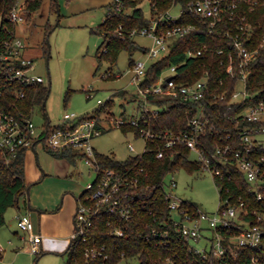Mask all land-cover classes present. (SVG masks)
<instances>
[{
	"label": "trees",
	"instance_id": "1",
	"mask_svg": "<svg viewBox=\"0 0 264 264\" xmlns=\"http://www.w3.org/2000/svg\"><path fill=\"white\" fill-rule=\"evenodd\" d=\"M43 0H26L23 10L26 14L35 12ZM143 0H120V11L115 10V2L111 0L105 5L106 14L104 19L96 26L91 27V32L99 34L102 41L98 46L95 57L96 69L102 61L115 62L121 50L125 49L132 53L143 49L135 40L134 36L128 34L129 30L140 29L149 26L153 19H157L162 13L172 6L179 4L183 10L174 24L188 25L193 28L183 36L177 37L169 44V51L160 59L149 64L142 85L154 81L165 67L178 64L184 60L188 49L194 51L202 49L200 55L191 57L183 64L178 65V76L176 79L191 83L208 73L210 88L217 94L227 90L226 99L233 88L235 79L226 72L227 55L233 51L231 39L224 35L225 29L236 30V23L240 16L247 15V20L260 21L264 24V0H235L237 2L236 15L233 19L224 17L215 30L210 31L207 19L192 12L189 3L193 0H148L150 4V16L144 15L141 7ZM18 0H0V51L4 42L12 35L16 24L9 18V12ZM50 11H59L58 0H49ZM252 6V10H248ZM59 25V22L57 23ZM56 25V26H57ZM121 26V29L118 27ZM160 26V25H159ZM53 26L47 24L46 33ZM205 48L203 49V47ZM221 50V51H220ZM47 52V50H46ZM238 61L235 55V64ZM134 60L131 59L129 66L132 67ZM109 68L103 77H116ZM223 81V83H221ZM24 90L25 96L18 98L14 90ZM247 89L252 94H264V47L260 48L257 57L251 62L250 72L247 77ZM119 92V91H118ZM49 93V86L44 83L26 86L18 82L12 84L0 77V105L13 112H17L16 106L29 110L34 105L43 104ZM117 93V92H116ZM69 96L66 92L64 104ZM149 100L160 106L157 113L150 121V127L155 131L169 130L174 133L188 131V119L203 105L204 101L183 100L181 98H167L158 95H149ZM111 102L107 100L104 105H98L91 112L98 116L105 113ZM207 113L210 115V123L213 130L206 132L200 139V146L205 151H214L217 146L226 144L240 145L238 131L241 127L249 125L248 121H240L231 118L238 110L233 105L228 109L225 102L213 99L212 104H206ZM110 114L108 111H106ZM105 113V114H107ZM124 131L135 130L132 126L121 127ZM230 135L229 137H227ZM161 141L148 143V149L142 154L130 155L124 160H119L114 154L97 153L96 157L101 166L119 167L133 165L135 168L143 167L144 172L140 174L141 187L136 189L134 202L135 212L130 219H124L117 212L101 209L94 216L92 226L86 233V239H72L63 251L66 254L65 264H118L122 259L136 258L139 264H264V176L262 181L250 184L244 173L238 168L234 157L229 156L226 164L222 167L224 178L213 175L218 186L219 196L222 194L229 199V204L239 209H245L240 217L250 225H258L262 229L260 241L255 245H239L228 238L237 231L236 226L231 227L230 233L226 234L224 240L226 247L224 255L210 262H203L199 254L188 249V246L178 236H172L171 241L159 243L156 237L150 233V229L166 228L174 233L172 228L171 210L168 207V196L164 193L162 185L165 175L179 167L192 171L203 169V162L193 160L191 151L184 142H177L168 150L164 157H157L156 151ZM42 146L55 157L64 158L69 163L75 164L80 158L75 149L65 147L51 149L45 144ZM26 148L17 149L16 153L9 157L0 152V227L5 224V212L9 207L21 210V204L30 208L28 190L30 184L24 177V159ZM260 154H264V147L258 146ZM229 172H226V171ZM229 175V178H228ZM222 185V187H219ZM251 186V188H250ZM258 194L261 197H258ZM21 198L24 201L21 202ZM182 206L191 210L198 207L189 200H182ZM115 229H121L122 235H116ZM105 247L106 258L87 259L85 249L87 247ZM41 252H38V254Z\"/></svg>",
	"mask_w": 264,
	"mask_h": 264
},
{
	"label": "built area",
	"instance_id": "2",
	"mask_svg": "<svg viewBox=\"0 0 264 264\" xmlns=\"http://www.w3.org/2000/svg\"><path fill=\"white\" fill-rule=\"evenodd\" d=\"M114 2L115 10L120 11V0H114ZM172 7L157 19H153L149 26L128 31V34L132 36L142 34L152 38V44L146 51L147 58L159 56L168 49L172 40L183 36L193 28L192 24H174L183 10L181 8L179 14L173 15L171 13ZM236 8L237 2L235 0H193L189 3V9L192 12L207 19L210 31L215 30L224 17L233 19L236 15ZM252 9L253 7L250 6L248 10ZM25 16L23 5L18 3L9 12V18L15 24L23 23ZM118 29H121V26ZM224 35L231 39L234 51V53L230 52L227 55L226 72L235 79L228 100H225L227 90L217 94L210 88L208 73L191 83H184L176 79L178 65L203 52L202 49L196 51L188 49L184 60L167 67L170 71L168 76L162 77L163 69L154 81L145 85H142V81L148 67L146 60H134L131 67L134 74L130 82L136 85L140 105L138 113L129 118L123 115L115 117L108 113L98 116L94 113L78 114L64 110L57 123L52 124L46 120L41 125H37L33 119L34 107L25 110L16 106L17 112H13L0 105V152L6 156L7 160L16 153L17 149L24 147L28 150L37 143L45 144L51 149L69 147L75 149L80 155V159L95 172L94 180L87 183L83 192L77 197L69 241L77 238L85 240L94 216L103 208L117 212L124 219L132 218L136 210L134 191L142 186L140 174L144 172V169L143 167L135 168L133 165L104 167L99 164L92 139L102 133L103 121H107L108 125L112 127H134L136 135L142 137L145 142L143 151L137 153L139 155L148 149V143L161 141L162 144L158 145L156 155L157 157H164L177 142H184L191 151V158L203 162L204 168L209 169L212 175H217L221 179L224 178L225 174L221 166H224L228 157L232 156L252 186L262 181L264 154H260L257 147H264V94L259 96L250 93L247 89V77L251 62L257 57L260 48L264 47V24L262 25L260 21L247 20L244 11L236 23V30L225 29ZM25 50L26 43L14 30L0 51V77L10 84L18 82L31 86L44 83V78L32 71L33 60L25 54ZM235 55L238 59L236 64ZM110 73L112 71H109L108 75ZM115 76L117 77L118 74ZM238 83L242 84L241 91L236 90ZM85 91L87 98L95 95L93 88H85ZM14 92L18 98L25 96L23 89L14 90ZM150 94L170 99L204 101L205 103L199 106L188 119L187 132L174 133L169 130L158 132L150 127V121L158 109L160 110V106L149 100ZM213 99L225 102L228 109H231L233 105L238 106L237 112L230 117L237 119V121L250 123L238 131L240 145L217 146L214 151L210 152L205 151L200 146V139L206 132L214 128L213 124L210 123V115L206 109V104L211 105ZM106 101L100 98L96 100L98 105H104ZM129 149L135 150L132 143H129ZM171 184L175 186L176 182L172 181ZM162 189L168 196V207L172 213L174 233L171 234L166 228L152 227L150 233L156 237L157 242L168 244L172 236L174 238L176 235L184 240L190 251L199 254L203 262H210L211 258L217 260L224 255L226 250L224 240H226V234L230 233L232 226H236L237 231L228 238L237 244L255 245L260 241L261 227L256 224L250 225L240 217L241 212L245 209H239L235 205L229 204V199L224 195L219 196L220 205L216 212L208 214L201 211L199 207L196 210H191L182 206V201L172 200L170 193L164 189V182ZM258 197L260 198L261 195L258 194ZM16 221L19 230L26 235L30 251L38 252L42 233L34 231V224L30 215L27 212H20L16 216ZM114 233L122 235L123 231L115 229ZM201 241L203 242L200 245ZM4 250L5 248L0 242V258ZM85 255L87 259L106 258L108 256L105 247L96 246L87 247ZM131 259H122L118 264L123 262L130 264L129 260Z\"/></svg>",
	"mask_w": 264,
	"mask_h": 264
},
{
	"label": "rangeland",
	"instance_id": "3",
	"mask_svg": "<svg viewBox=\"0 0 264 264\" xmlns=\"http://www.w3.org/2000/svg\"><path fill=\"white\" fill-rule=\"evenodd\" d=\"M24 1L18 0V2ZM140 5L144 15L149 17V1L143 0ZM180 9L179 4L174 5L171 13L177 15ZM105 13L106 7L103 5L58 17L56 12L50 11L49 0H43L35 12L26 14L25 21L18 23L17 35L26 43V54L33 60L32 71L41 75L44 78V84L49 86L45 108L38 104L33 108V119L37 125H41L46 120L52 124L57 123L64 110L78 114L91 112L98 106L96 102L98 98L111 102L105 113L108 111L115 117L123 115L129 118L138 113L140 101L136 85L130 82L134 73L129 62L131 59L146 60V65L149 66L166 55L169 47L159 56L147 58L146 51L152 44V38L148 35L135 34L134 40L144 47L145 51L140 48L130 53L123 49L115 62L102 61L96 69L95 52L102 37L91 32L90 29L102 20ZM58 22L59 25H57ZM47 24L53 26L48 33H46ZM109 68L118 76L103 77L104 72ZM169 74L170 71L165 67L162 77ZM89 87L94 89L95 95L87 98L85 88ZM236 90H242L241 83L237 84ZM68 91L69 96L64 104L65 94ZM103 125L102 133L92 139V145L97 153L114 154L117 159L124 160L130 155L143 151L144 139L136 135L134 130L124 131L121 127L109 126L107 121H103ZM129 143L134 145V151L129 149ZM74 169L76 174L73 178L82 187L92 182L96 176L95 172L80 158H77ZM172 181L176 182L175 186H172ZM164 189L170 193L172 200L177 202L189 200L208 214L215 213L220 205L218 186L212 172L206 168L192 171L184 167L176 168L165 175ZM21 210L30 215L37 232V212L25 208L22 204ZM13 211L14 207L7 209L5 224L0 227V242L5 248L0 264H65L66 254L53 250H41V247L38 250L41 253H33L29 249L27 240H21L15 236L16 221L12 218L9 224L8 220ZM19 231L18 234L24 235ZM8 239H12V242L9 243ZM129 263L139 264L136 258L129 260Z\"/></svg>",
	"mask_w": 264,
	"mask_h": 264
},
{
	"label": "crops",
	"instance_id": "4",
	"mask_svg": "<svg viewBox=\"0 0 264 264\" xmlns=\"http://www.w3.org/2000/svg\"><path fill=\"white\" fill-rule=\"evenodd\" d=\"M25 1L17 3L23 5ZM110 1L58 0V5L60 13L65 15L67 13L89 10L97 6H105ZM29 24L31 25V22ZM17 27L18 24L15 27L16 33ZM74 174H76L74 164L69 163L64 158L53 156L46 151L42 144L37 143L25 152L24 177L25 181L30 184L28 190L30 210L36 211L38 215L37 232L42 233L41 250H53L63 253L68 244L77 197L83 192L85 187H82L73 178ZM22 201H24V198H21ZM20 212L26 213L14 207L11 217H8L9 224L12 218L16 221V216ZM16 226L15 236L21 240H26L25 234H18L17 221ZM8 242L11 243L12 239H8Z\"/></svg>",
	"mask_w": 264,
	"mask_h": 264
},
{
	"label": "water",
	"instance_id": "5",
	"mask_svg": "<svg viewBox=\"0 0 264 264\" xmlns=\"http://www.w3.org/2000/svg\"><path fill=\"white\" fill-rule=\"evenodd\" d=\"M42 108H43V109L45 108V101H44L43 104H42ZM221 206H223V204H221Z\"/></svg>",
	"mask_w": 264,
	"mask_h": 264
}]
</instances>
